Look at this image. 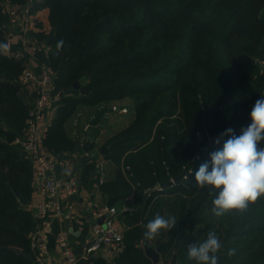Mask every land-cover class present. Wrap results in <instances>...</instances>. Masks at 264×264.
Segmentation results:
<instances>
[{
  "label": "trees",
  "instance_id": "1",
  "mask_svg": "<svg viewBox=\"0 0 264 264\" xmlns=\"http://www.w3.org/2000/svg\"><path fill=\"white\" fill-rule=\"evenodd\" d=\"M43 7L53 29L44 40L52 46L55 91L76 81L87 86L84 93L58 97L45 147L61 152L80 143L64 125L83 108H93L95 137L115 101L133 104L130 124L98 150L116 167L112 178L98 181L108 205L132 196L134 208L123 212L128 227L115 264H153L140 243L156 214L178 217L174 229L161 232L166 239H158L166 243L159 254L164 260L175 253L173 264H195L187 258L188 245L215 231L222 244L219 264H264V197L243 214L217 218L210 211V188L195 186L199 166L223 145L216 138L228 128L239 135L264 94V0H45L32 11ZM4 20L0 10V42ZM60 40L65 44L58 53ZM22 70L21 59L0 54V264L36 259L30 234L38 220L27 208L31 163L18 158L19 146L12 144L31 108L17 84ZM96 158L86 159L83 181L97 175ZM184 170L177 183L155 189ZM229 249L236 250L234 256L227 255ZM94 264L106 262L97 257Z\"/></svg>",
  "mask_w": 264,
  "mask_h": 264
},
{
  "label": "built area",
  "instance_id": "2",
  "mask_svg": "<svg viewBox=\"0 0 264 264\" xmlns=\"http://www.w3.org/2000/svg\"><path fill=\"white\" fill-rule=\"evenodd\" d=\"M44 1L27 0L22 5L11 3L9 0H0V10L5 19L1 24L3 39L4 42L10 44L8 55L21 59L23 62V70L18 80L24 84L32 80L38 83L35 100L27 112L24 130L21 134L16 135L12 141V144L21 147L28 155L29 160L32 161L31 187L32 192L39 197L31 205L34 217L38 220L36 230L30 234L36 259L47 254L45 241L52 229L51 220L53 218L67 220L73 218L71 205L68 204L66 208L62 207L58 200L59 193L64 191L67 195L73 196L78 192L77 179L73 176L56 177L54 174L55 159L50 155L39 152L51 123L44 117L45 110H48L51 102L60 96L54 88L55 72L49 62L38 64L40 70L38 76L28 66L29 61L34 59L36 53L43 51L48 55L52 50L51 44L45 40H38L31 34L35 24L36 12L32 11V7ZM17 43L20 45V49L14 50L13 46H17ZM111 109L112 111H119V108L114 105ZM78 115L79 113H76V116ZM79 140L80 146H83L86 137L84 136ZM99 140V137L95 136L93 149L83 150L82 156L85 159L98 155ZM185 172L184 170L182 177H185ZM102 180L101 177L99 182ZM155 189L160 190L162 188L158 185ZM146 191L148 195L149 189H146ZM132 210L134 208H117L107 203H101L95 212L101 221L91 225L89 233L82 244V257L108 249L120 250L122 233L117 229L115 221L121 213ZM56 241L62 251L64 264H79V257L70 245L67 232L64 230L59 231L56 235Z\"/></svg>",
  "mask_w": 264,
  "mask_h": 264
},
{
  "label": "crops",
  "instance_id": "3",
  "mask_svg": "<svg viewBox=\"0 0 264 264\" xmlns=\"http://www.w3.org/2000/svg\"><path fill=\"white\" fill-rule=\"evenodd\" d=\"M53 29L51 28L48 21V8L43 7L35 12V24L31 31V34L38 40H44L45 38L52 35ZM19 46V47H18ZM14 50H19L20 45L17 43V46H13ZM49 54L47 55L43 51L36 53L34 59L29 61L28 66L32 69L33 73L38 76L39 73V63L48 62ZM38 80V79H37ZM17 84L20 87L21 98L28 105H33L37 94L38 83L35 80H32L28 83H20L19 80ZM113 105L119 106V111L109 112L103 123L100 124L98 130H96V135L99 139L104 142L108 137H110L114 132L126 127L134 118L129 115V107H133V104L128 99H122L115 101ZM57 108V99L51 102V106L48 110H45L44 117L45 119L51 121L55 115ZM93 108H83L79 112V115L76 116V113L72 115L65 122V129L69 136H77L79 139L84 130V125L90 126V118L92 117ZM76 122V125L74 124ZM89 129V128H88ZM87 129V130H88ZM86 133V131H85ZM92 135V133H91ZM15 152L18 158L30 161L28 155L21 147H15ZM83 146L80 144H75L72 148L67 149L61 152H51L43 144L39 152L44 155H50L55 160L54 174L56 177H70L73 176L77 179L78 183V192L69 196L64 191H61L58 196V200L62 207H67L68 204L71 205L73 218L71 219H59L53 218L52 229L46 238V249L47 254L42 255L38 259H35V264H64V258L62 251L59 248L56 235L59 231L64 230L68 234L70 245L79 257V264H94V260L97 257H101L105 260L106 264H115V256L119 250L108 249L103 252H97L94 254H88L82 257V244L85 241L90 227L95 222H100L101 219L95 214L98 206L101 203H107V197L101 191L98 181L102 177L103 179H110L114 176L116 167L115 165L103 155L98 154L96 158L97 166V175L89 177L87 181H83L82 171L85 167V163L88 162L83 156ZM31 168H32V161ZM39 197L36 193L31 192L30 202L27 205V208L31 209V205L35 200H38ZM132 196L126 197L125 200L120 205H113L117 208L122 207H132ZM108 204V203H107ZM133 211V210H132ZM131 212V211H127ZM125 213L118 215L115 221L117 229L122 233V231L128 227V224L125 220ZM161 244V243H160ZM139 245V244H138ZM159 244H157L158 246ZM122 247V246H121ZM144 248V247H143ZM121 249V248H120ZM160 264H171L170 261L167 263L164 260V257L159 255Z\"/></svg>",
  "mask_w": 264,
  "mask_h": 264
},
{
  "label": "clouds",
  "instance_id": "4",
  "mask_svg": "<svg viewBox=\"0 0 264 264\" xmlns=\"http://www.w3.org/2000/svg\"><path fill=\"white\" fill-rule=\"evenodd\" d=\"M65 42L56 44L57 52L64 48ZM10 44L0 42V54L8 55ZM251 123L242 128L237 135L232 128L226 129L214 141L222 147L211 152L210 161L202 163L195 172V186L198 189L210 188L213 196L211 213L223 217L230 212L243 214L250 205L264 197V94L256 100L250 112ZM224 137H228L224 139ZM211 168V170H209ZM177 216L156 214L146 226L143 236L153 240L161 232H170L177 226ZM222 244L215 231H209L206 239L191 243L187 248V258L195 264H219L217 253ZM229 249L227 255H235Z\"/></svg>",
  "mask_w": 264,
  "mask_h": 264
},
{
  "label": "water",
  "instance_id": "5",
  "mask_svg": "<svg viewBox=\"0 0 264 264\" xmlns=\"http://www.w3.org/2000/svg\"><path fill=\"white\" fill-rule=\"evenodd\" d=\"M73 90H75V91L77 90L80 93H84V92L87 91V86L81 85L78 81H76L70 87L65 88L62 91H60L59 95H66V94L70 93ZM92 125H93V123L90 122L89 129L86 131V133H87L86 141L83 144L84 150L90 149L91 146L93 145L94 137L91 135V127H92ZM104 149H105V147H102L100 150L103 151ZM183 174H184V171H182L177 177L167 181L166 183L160 184L161 188L170 186L173 183H177L181 179ZM165 246H166V243H161V244H159L156 247L145 246L144 247V253L146 254L147 257L150 258V260L152 261L153 264H160V262H159V254L165 248ZM9 248L14 250L16 253H20V249L19 248H16V247H13V246H9ZM23 255L27 256L26 253H23ZM174 262H175V253L172 254L171 260H170L171 264H173Z\"/></svg>",
  "mask_w": 264,
  "mask_h": 264
},
{
  "label": "rangeland",
  "instance_id": "6",
  "mask_svg": "<svg viewBox=\"0 0 264 264\" xmlns=\"http://www.w3.org/2000/svg\"><path fill=\"white\" fill-rule=\"evenodd\" d=\"M115 107H119V106H117V105H114ZM133 114H134V108L131 106V107H129V115H130V117L132 118V116H133ZM102 123H103V121H102ZM76 125V124H75ZM85 127H84V130H82L83 132H82V134H81V137L80 138H83L84 136L86 137V135H87V133H85L84 134V132L85 131H87V129L89 128L87 125H84ZM98 143H99V147H100V145H102V141L101 140H99L98 141ZM158 239L159 240H163V239H166V237L165 236H161V235H159L158 237H156L155 239H153V240H145V241H143V242H141L140 243V246H142V247H145V246H150V247H156L157 246V244H158ZM171 258V257H170ZM165 261L167 262V263H169V257L166 259L165 258Z\"/></svg>",
  "mask_w": 264,
  "mask_h": 264
}]
</instances>
